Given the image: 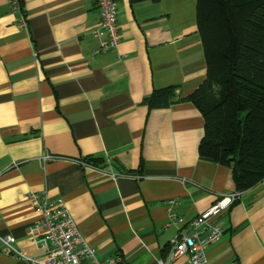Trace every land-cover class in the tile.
Listing matches in <instances>:
<instances>
[{"label": "crops", "instance_id": "obj_1", "mask_svg": "<svg viewBox=\"0 0 264 264\" xmlns=\"http://www.w3.org/2000/svg\"><path fill=\"white\" fill-rule=\"evenodd\" d=\"M116 1L120 46L95 56L97 0H21L26 27L0 0V235L23 255L0 264L45 253L30 237L41 218L30 193L64 200L100 261L156 264L179 233L167 201L192 219L237 192L230 167L200 156L203 114L179 101L208 77L197 0ZM168 87L177 102L145 104ZM220 223L207 264H264V181Z\"/></svg>", "mask_w": 264, "mask_h": 264}, {"label": "trees", "instance_id": "obj_2", "mask_svg": "<svg viewBox=\"0 0 264 264\" xmlns=\"http://www.w3.org/2000/svg\"><path fill=\"white\" fill-rule=\"evenodd\" d=\"M197 26L208 77L179 101L205 118L201 158L230 167L237 192H245L264 181V0H197ZM175 91L157 90L145 104L168 107Z\"/></svg>", "mask_w": 264, "mask_h": 264}, {"label": "built area", "instance_id": "obj_3", "mask_svg": "<svg viewBox=\"0 0 264 264\" xmlns=\"http://www.w3.org/2000/svg\"><path fill=\"white\" fill-rule=\"evenodd\" d=\"M10 3L13 10L21 16L22 25L26 27L27 21L21 0H10ZM97 3L101 23L93 31V35L99 40V46L93 52L95 56L115 51L120 46L117 1L97 0ZM51 158L47 155L44 161ZM241 195L242 192L225 195L207 211L192 219H186L175 211L176 200L167 201V227L174 226L179 233L171 243L168 258L161 259L156 264H175L184 257L190 259L189 264H207V248L219 242L225 233L220 217L240 200ZM27 200L41 213V218L30 229V237L35 244H40L45 250L43 256L26 257L27 264H121L123 262L121 256L111 257L105 261L97 258L95 249L80 231L64 200L52 201L45 192L30 193ZM16 244L15 237L0 235V253L22 257V253L16 249Z\"/></svg>", "mask_w": 264, "mask_h": 264}]
</instances>
